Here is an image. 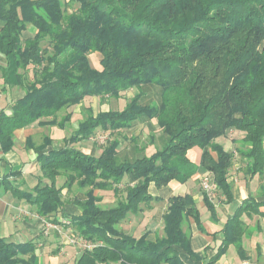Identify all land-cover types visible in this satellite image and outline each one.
Returning <instances> with one entry per match:
<instances>
[{
	"label": "trees",
	"instance_id": "16d2710c",
	"mask_svg": "<svg viewBox=\"0 0 264 264\" xmlns=\"http://www.w3.org/2000/svg\"><path fill=\"white\" fill-rule=\"evenodd\" d=\"M0 24L2 82L24 91L9 112L0 111L3 154L15 148L18 131L35 123L64 129L72 114L61 121L58 114L88 97L121 98L139 90L123 109L85 117L67 139L69 146L49 149L51 137L39 145L28 138L26 147L36 152L42 176L32 189L12 187L14 196L55 222L64 214L63 190L74 183L89 188L86 199L74 201L81 213L70 222L81 239L95 245L84 249L76 264H186L183 253L198 258L184 229L193 220L203 231L190 194L170 199L164 234L155 241L148 233L135 238L119 225L150 203L152 183L185 184L200 167L232 201L235 152L217 142L230 131L243 135L235 142L245 175L264 172V0H0ZM30 28L34 35L25 38ZM96 53L100 68L91 63ZM144 89L156 90V99L145 102ZM143 119L156 120L161 147L150 156L120 160L117 135ZM98 130L113 135L99 156L75 146ZM138 141L131 139L141 153L146 147ZM194 147L203 151L200 165L188 157ZM61 172L68 180L57 187ZM9 176L2 183H10ZM126 177L124 199L102 207L95 190L119 193ZM204 201L214 215L206 193ZM262 206L248 199L226 221L224 240L209 264L230 245L241 250L248 228L243 215H264ZM37 259L33 241L0 237V264H38Z\"/></svg>",
	"mask_w": 264,
	"mask_h": 264
},
{
	"label": "crops",
	"instance_id": "0c3cea01",
	"mask_svg": "<svg viewBox=\"0 0 264 264\" xmlns=\"http://www.w3.org/2000/svg\"><path fill=\"white\" fill-rule=\"evenodd\" d=\"M32 32L34 35V30L30 28L24 33V37L26 38V34ZM4 64L5 59L0 55V65ZM23 95L24 91L18 88H5L0 73V111L9 112L12 104L23 97ZM6 106L7 108H5ZM142 121L144 124L140 129L152 120L143 119L136 122L134 127L128 130L131 132V139L139 135L136 131L137 124ZM35 125H38L42 129L38 123H35L18 131L17 138H19V135L23 137V140L20 138L21 142H23V148L26 147L27 139H33L35 136V132L32 131L34 129L32 127ZM236 133L241 134L238 140L243 137L242 133L237 131ZM150 138V141L153 142L154 138L152 140V135ZM226 141V137L217 140L218 143L225 147V150L235 152V159L239 158V162L233 168L231 172L232 177L230 178V181L233 183L232 191L234 198L232 201H227L226 197L219 190L212 196L206 194L215 208V214L212 215V212L204 201L205 192L201 195L197 184L199 179L201 180L205 174L209 173L200 167L198 173L185 184L172 182L167 186L158 188L152 183L149 187V193L153 199L148 205L142 206V212L129 215L122 222L123 225H119L123 232L135 238H140L142 235L148 233V240L155 241L164 234L163 215L169 206L170 199L175 196L190 194L194 197L200 212L203 231L198 228L193 220L185 224L184 229L189 232L191 237V249L196 253L198 258L195 259L183 253L182 259L186 264H209L210 260L218 253L224 240L223 229L226 221L248 199L253 198L258 203H264V172L255 175L253 178L246 176L244 173V162H240L242 159L236 152V147H229ZM235 143V141H232L233 145ZM17 145L18 143L7 154H3L0 149V237L21 243L33 241L37 246L38 264H76L79 256L78 254L76 255L73 248L65 246L64 251H62V245L67 241L63 235L66 228L62 224H58V229L49 226V223L56 222H49L46 218L38 216L36 211L32 212L34 208L31 204L25 199H18L12 193V187L23 190L32 189L37 185L38 179L41 176L39 165L36 162V152L32 149L22 151L24 158L22 154L16 153ZM52 148L56 147L52 144L49 149ZM142 152L144 153V151ZM131 153L133 158L139 154L134 146ZM202 153L203 151L199 147H194L188 152V157L194 163L200 165ZM146 155L150 156L149 154ZM14 173L15 175H13ZM8 175H10L8 178L10 183H2L4 177ZM129 180V177L125 178L123 182L125 187L129 183ZM260 209L264 211V206ZM63 213L70 218L71 216L80 215L81 211L75 203H70L64 205ZM142 215L145 217V222H143V228L139 229L138 222L142 218ZM61 218H58L59 222L63 220V217ZM64 218L66 217L64 216ZM243 219L248 228L242 240L241 250L234 245H230L214 264H264V215L254 214L248 217L244 214ZM156 223L159 225H156ZM122 226H125V229ZM127 227L128 229H126ZM59 241L61 243L60 247L57 245Z\"/></svg>",
	"mask_w": 264,
	"mask_h": 264
},
{
	"label": "rangeland",
	"instance_id": "374dc122",
	"mask_svg": "<svg viewBox=\"0 0 264 264\" xmlns=\"http://www.w3.org/2000/svg\"><path fill=\"white\" fill-rule=\"evenodd\" d=\"M33 35V32L30 34H26V37H31ZM91 63L94 67L100 68V60H101V55L96 53L92 54L91 56ZM147 93V96L145 98V102H149L152 99H156V90L154 89H144L143 92ZM139 92L138 89H130L126 92L123 93L121 98H113V97H105V98H99V97H88L86 98L82 103L73 106L71 108H66L63 111H61L58 114V118L61 121L67 114H72V119L66 123L65 128L61 129L59 126H46L42 127V129L38 126L35 125L32 128H34L32 131L35 132V136L33 137V141L36 144H41L44 141V137L48 136L51 137L53 140V145L56 148L64 147V146H69V143H67V139L70 138L74 131L77 130L78 124L80 121H82L85 117H87L89 114L93 113L94 115H97L99 112L102 111H109V110H121L124 108V106L130 101L131 98H133L137 93ZM7 108V106L5 107ZM143 121L139 122L137 124V134L136 138L139 140L138 143H140V146H144L145 151L144 153H139L140 155L143 154H152L154 151H156L158 148L161 147V139H162V131L157 125L156 120H152L150 122H147L146 125L142 129H140L143 125ZM39 131V132H38ZM18 133V132H17ZM154 136V141H150V137ZM117 137L121 141V146L119 148V157L120 160L124 159H132V153L133 151V142H131V132L128 130H125L123 133L120 135L118 134ZM241 137V134L236 133V131H230L228 135L226 136L227 141L226 143L229 144V147L234 148L237 147V144L235 145L232 144V141H237L238 138ZM23 137L19 135V138H17L16 134V140L18 145L16 149V153L22 154V157H24V153L22 151L27 150L26 147L23 148ZM113 138V135H111L109 132H104L102 130H98L96 134L88 141H83L77 145H75L77 148L82 150L83 152L90 154V155H95L99 156L102 148L106 143ZM225 142V141H224ZM67 144V145H66ZM25 158V157H24ZM239 162V158L235 159V165L236 163ZM233 167V168H234ZM41 176L42 172L40 171ZM64 172H61L57 177H56V186L57 187H62L64 183L68 180L66 175H63ZM40 176V177H41ZM44 183H49L50 181L46 178L43 181ZM198 186L200 189V193H204V189L201 186V180H198ZM27 187V185L25 184ZM28 188V187H27ZM89 188H80L77 183H74L70 188H65L63 190V199L66 204L74 203L76 199L84 200L86 199V193L88 192ZM125 185L121 184L119 186V193H115L112 190H95V194L100 196L102 198L101 206L104 208H110L114 207L118 204L119 201L124 199L125 193ZM32 212H35V207ZM37 216V215H36ZM68 219L70 218L66 217L64 218V214L59 213L58 217H55L54 221L58 224H62L64 228H66L63 233V235L66 238V242L64 245H62V251H64V247L66 246L67 248H73V250L76 252V255L78 256L81 254V252L84 250V248L80 244H70L68 237H72V234L76 235L77 237H80L79 234L77 233V230L75 229L74 225L70 224H63L62 222L58 221V218L62 219ZM142 218L138 222V228L141 229L143 228V222L144 221V216H141ZM123 225V223H121ZM142 225V226H141ZM156 225H159L156 223ZM122 228L125 229V226ZM121 229V226H120ZM128 229V227L126 228ZM122 230V229H121ZM123 231V230H122ZM136 231V230H135ZM134 231V232H135ZM136 233V232H135ZM61 237V236H60ZM58 246H61L60 241L57 242ZM60 243V244H59ZM84 244H91L95 245L92 242H89L88 240H83ZM102 243V242H101ZM61 251V248H60ZM75 255V256H76ZM73 260V257H72ZM71 260V261H72Z\"/></svg>",
	"mask_w": 264,
	"mask_h": 264
},
{
	"label": "built area",
	"instance_id": "2783aa9c",
	"mask_svg": "<svg viewBox=\"0 0 264 264\" xmlns=\"http://www.w3.org/2000/svg\"><path fill=\"white\" fill-rule=\"evenodd\" d=\"M201 186L204 189L205 193L208 196H212L217 190L218 187L214 181V176L212 174H205L201 179ZM63 224H70V220L63 219L61 221ZM49 226L58 229L59 226L56 223H49ZM70 244H80L84 249H92L94 245L91 244H84L83 239L77 237L76 235L72 234V237H68Z\"/></svg>",
	"mask_w": 264,
	"mask_h": 264
}]
</instances>
